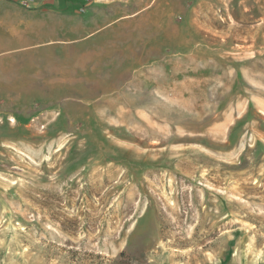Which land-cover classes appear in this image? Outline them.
Listing matches in <instances>:
<instances>
[{"label": "rangeland", "instance_id": "374dc122", "mask_svg": "<svg viewBox=\"0 0 264 264\" xmlns=\"http://www.w3.org/2000/svg\"><path fill=\"white\" fill-rule=\"evenodd\" d=\"M0 0V264H264V0Z\"/></svg>", "mask_w": 264, "mask_h": 264}, {"label": "trees", "instance_id": "16d2710c", "mask_svg": "<svg viewBox=\"0 0 264 264\" xmlns=\"http://www.w3.org/2000/svg\"><path fill=\"white\" fill-rule=\"evenodd\" d=\"M84 0H65V6L63 8V12L73 11L80 8L83 5Z\"/></svg>", "mask_w": 264, "mask_h": 264}]
</instances>
